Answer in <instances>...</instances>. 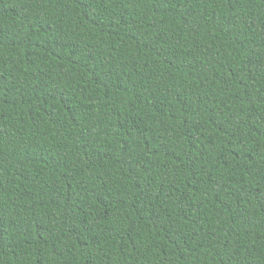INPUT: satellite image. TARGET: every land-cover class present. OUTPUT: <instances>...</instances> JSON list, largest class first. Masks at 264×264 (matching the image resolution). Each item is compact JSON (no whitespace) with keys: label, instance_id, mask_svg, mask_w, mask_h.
<instances>
[{"label":"trees","instance_id":"trees-1","mask_svg":"<svg viewBox=\"0 0 264 264\" xmlns=\"http://www.w3.org/2000/svg\"><path fill=\"white\" fill-rule=\"evenodd\" d=\"M0 264H264V0H0Z\"/></svg>","mask_w":264,"mask_h":264}]
</instances>
